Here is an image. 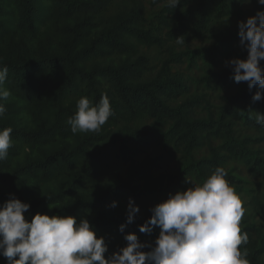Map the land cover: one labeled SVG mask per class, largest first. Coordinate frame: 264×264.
Wrapping results in <instances>:
<instances>
[{
	"label": "trees",
	"instance_id": "16d2710c",
	"mask_svg": "<svg viewBox=\"0 0 264 264\" xmlns=\"http://www.w3.org/2000/svg\"><path fill=\"white\" fill-rule=\"evenodd\" d=\"M147 1L0 0V69L7 68L4 87L10 91L0 101L6 107L0 131L13 129V146L0 161V207L14 196L30 205L24 214L29 222L37 213L87 219L105 240L106 259L127 245L126 234L142 243L155 235L159 226L139 231L155 202L194 181L202 185L216 167L227 171L231 186L240 184L225 166L227 155L240 157L258 178L252 203L264 221V155L253 150L260 136L248 133L264 136L254 113H264V93L254 102L258 86L250 90L247 82H236L240 90L226 104L215 101L213 91L188 97L191 84L172 70L188 55L201 56L188 48L194 41L214 40L196 88L206 80L215 89L235 82L232 69L214 71L224 59H247L238 23L250 7L254 16L264 5L181 0L173 9L165 2L150 20ZM102 94L112 116L100 132L74 135L66 121L78 100L86 97L95 106ZM203 148L209 157L196 156ZM173 165L181 168L172 174ZM129 198L139 207L132 223ZM263 229H241L249 237L241 246L249 264H264ZM0 264L7 259L0 256Z\"/></svg>",
	"mask_w": 264,
	"mask_h": 264
},
{
	"label": "clouds",
	"instance_id": "9594fccd",
	"mask_svg": "<svg viewBox=\"0 0 264 264\" xmlns=\"http://www.w3.org/2000/svg\"><path fill=\"white\" fill-rule=\"evenodd\" d=\"M180 3L166 0V6L173 9ZM258 3L264 5V0ZM238 29L247 59L234 58L227 63L235 82H247L250 90L258 86L252 99L259 101L264 93V67L260 64L264 61V11L239 22ZM181 37L176 38L177 44H184ZM6 77L5 67L0 69V101L10 96L4 87ZM5 113L6 107L0 103V117ZM254 113L256 123L264 126V113ZM112 114L107 94H102L95 106L81 97L76 113L66 123L74 135L98 133ZM12 131L11 127L0 131V161L7 159L13 146ZM226 176L223 167H216L202 185L178 191L155 205L151 218L139 227L141 233H151L152 226H159L154 245L129 233L124 236L127 245L107 259L105 240L97 237L87 219L77 222L73 216L37 213L29 222L24 214L30 205L12 196L0 207V256L8 264H249L246 249L241 250L249 243L248 234H242L240 228L245 208ZM111 206L116 207V202ZM138 212L139 207L129 198L127 223H132ZM124 227L120 226L121 232ZM145 247L151 250L142 251Z\"/></svg>",
	"mask_w": 264,
	"mask_h": 264
},
{
	"label": "rangeland",
	"instance_id": "374dc122",
	"mask_svg": "<svg viewBox=\"0 0 264 264\" xmlns=\"http://www.w3.org/2000/svg\"><path fill=\"white\" fill-rule=\"evenodd\" d=\"M165 2L166 0H161V2L159 3L156 2L153 4L152 0H148L146 2L148 19L153 20L156 17V14L159 13L161 8L163 7V3ZM253 12H254L253 8L250 7L247 18L250 17L253 14ZM214 42H215L214 40L194 41L190 46H188V48H190V50L196 49V50L201 51L202 52L201 56L197 58V60H192L190 56L188 55L187 57H184L183 63L179 65H175L174 67H172V70L175 73L181 74L184 79H188L189 83L191 84V91L190 93L187 94L188 97L194 95L196 91L199 94L202 93L203 91L204 93L213 91V97L215 98V101H217L218 103L226 104L228 102L227 98L238 93L240 90V86H238L236 82L234 81L229 82L224 87L218 84L216 89H215V83L213 82V83H210L209 85L207 80L201 83L200 86H198L199 87L198 89L196 88L197 84H195V82L197 83V81L200 78L204 77L206 73L207 65H208L207 62L210 59L208 48L212 47L214 45ZM182 48L186 49V47H182ZM150 52L152 56L154 57V54H157L158 50L153 48L150 50ZM230 60L232 59H224L221 62V64L217 66L216 71L214 72L225 73L229 71L230 69H232L231 66L227 63ZM209 75H211V73H209ZM139 123L141 125L147 124L146 120L144 119H142ZM248 133L250 135L252 134V135L260 136L256 139L257 143L253 145V150L258 152L261 155H264V136H261L262 133L257 132L255 130H250ZM207 152L208 150L206 148H203L200 150V152L196 153V156L200 157V156L207 155L206 157H209ZM220 154L223 155L224 153L221 152ZM225 166L233 175L237 176L241 180L240 184H235L232 186L235 189L236 193L239 195L240 199L242 200L243 207L245 208V213L242 217L240 228L243 229V228L248 227V229L253 232H255L256 228H258L259 226H262L264 228V221L259 216L256 208L254 207L252 203V198H253V195L256 193L255 189L257 188V185L259 182L258 178L252 175L248 166L240 157H234L231 155H227L225 159ZM180 168H181L180 165H176V166L173 165L171 168H168V169H171V172L173 174V172H177ZM197 185H200V184L194 181L192 183V188ZM165 200L166 199H161L157 203L155 202V205ZM159 232H160V228H158L155 235L149 237L148 239H145L144 243L147 241H149L150 243H154L155 239L159 235ZM255 238L257 237L255 236ZM259 242H261L260 238H259ZM263 258H264V254H263Z\"/></svg>",
	"mask_w": 264,
	"mask_h": 264
}]
</instances>
